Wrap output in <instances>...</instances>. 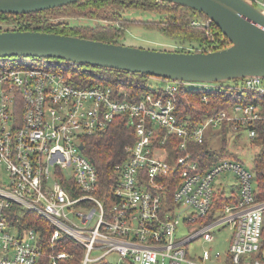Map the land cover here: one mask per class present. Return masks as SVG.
Segmentation results:
<instances>
[{
	"label": "built area",
	"instance_id": "2783aa9c",
	"mask_svg": "<svg viewBox=\"0 0 264 264\" xmlns=\"http://www.w3.org/2000/svg\"><path fill=\"white\" fill-rule=\"evenodd\" d=\"M248 1L264 13V0ZM16 57L0 66V264H35L45 252L37 230L21 234L11 225L13 205L48 219L55 226L52 242L67 235L81 243V264L110 253L119 256L114 264H264V199L256 196L252 167L231 156L205 167L189 148L224 121H234L230 134L253 124L264 117L260 105L236 103L191 124L177 113L178 93L198 89L208 101L218 82L151 76L166 85L149 87L135 100L124 86L78 85L68 67L73 62ZM242 79L241 89L264 93L263 77ZM119 117L134 127L136 139L114 165L116 179L103 196L85 140ZM248 130L254 138L255 130ZM176 136L182 153L173 156ZM228 171L239 177L238 201L204 222L213 208V182ZM226 226L232 236L224 253L206 247L191 253V242H213ZM68 256L53 253L51 264Z\"/></svg>",
	"mask_w": 264,
	"mask_h": 264
},
{
	"label": "trees",
	"instance_id": "16d2710c",
	"mask_svg": "<svg viewBox=\"0 0 264 264\" xmlns=\"http://www.w3.org/2000/svg\"><path fill=\"white\" fill-rule=\"evenodd\" d=\"M142 9L154 11L161 15L159 19H137L127 17L126 10ZM59 17H63L57 19ZM86 17L93 19L94 24L72 25L70 18ZM209 16L204 12L192 7L169 0H79L62 6L29 13L0 12V24H9L7 30H41L77 35L108 42L121 43L124 30L127 27L143 26L146 29L159 30L164 35L171 37L176 42L188 44L195 51L217 50L231 44L228 36L213 21L208 22ZM0 30H3L0 28ZM167 50V49H166ZM178 51H192V49H176ZM12 63L18 57L0 58ZM37 59V58H36ZM56 59V58H54ZM72 71L73 80L78 85L92 86H124L132 91L135 100L139 99L141 93L149 89L151 76L143 73H135L116 68H107L92 64H68ZM236 81V86L241 81ZM220 83V82H219ZM202 91L198 89L178 93L177 113L183 120L191 124L198 122L204 116L215 114L220 110H227L236 103L253 102L261 106L264 114V93L253 89H241L240 87L219 86L209 94L208 101L201 99ZM234 121L224 123L212 131L202 143H189V148L199 158L205 167L214 162L231 156L241 158L229 148L230 129H233ZM254 129L256 136L251 138L252 143L259 145L252 169L255 174L256 196L264 199V117L257 119L253 124L241 125L242 130ZM238 132V133H239ZM240 135V134H238ZM219 139V145H214L212 138ZM136 139L134 127L129 125L124 118L119 117L105 131L90 135L86 138L85 153L96 165L105 196L112 182L116 179L113 170L114 165L128 156L125 147ZM173 156L182 153L177 147L179 137H174ZM175 188L169 191L170 199L173 198ZM238 195L232 193L230 196L224 192L216 193L214 196L211 213L203 221L208 222L215 218V213L226 203H236ZM11 225L19 233L24 234L29 229H35L40 233V241L44 253L35 264H51V254L65 250L69 253L66 258H60L57 264H81L85 254L84 246L74 238L64 235L52 242V234L55 226L45 217L37 212L13 205L8 209ZM202 221V222H203ZM89 264H114L105 258L93 261Z\"/></svg>",
	"mask_w": 264,
	"mask_h": 264
},
{
	"label": "water",
	"instance_id": "95a60500",
	"mask_svg": "<svg viewBox=\"0 0 264 264\" xmlns=\"http://www.w3.org/2000/svg\"><path fill=\"white\" fill-rule=\"evenodd\" d=\"M75 1L0 0V12H37ZM169 1L204 12L231 44L210 51L158 50L58 32L0 30V58H56L186 81L264 78V13L257 6L248 0Z\"/></svg>",
	"mask_w": 264,
	"mask_h": 264
},
{
	"label": "rangeland",
	"instance_id": "374dc122",
	"mask_svg": "<svg viewBox=\"0 0 264 264\" xmlns=\"http://www.w3.org/2000/svg\"><path fill=\"white\" fill-rule=\"evenodd\" d=\"M125 15L131 18L137 19H159L161 17L160 14L154 11H145L142 9H130L126 10ZM63 17H59L60 19ZM72 25H87V24H94L95 21L90 18L86 17H73L70 18ZM10 27L9 24H0V28L3 30H7ZM124 37L120 39V42L126 45L138 46L143 48H150V49H158V50H176V49H192L195 51L193 47H189L187 44H181L176 42L171 37L164 35L159 30H151L146 29L143 26H132L127 27L124 30ZM7 64V62L0 59V66ZM155 77V76H153ZM238 81H241L242 78H238ZM237 79H227L218 82L217 85L223 88L228 86H236ZM167 82L160 78H155L154 80L151 79L149 83V87L155 86H165ZM240 134V135H238ZM212 141L214 145H219V139H213ZM229 148L234 151L244 164L247 167H252L253 160L256 153L259 150V145L252 143L251 139L249 138V130H242L239 133L230 134L229 137ZM213 186L216 193L224 192L226 195L230 196L232 193L238 194L239 192V177L231 172H222L219 174L214 182ZM184 228V226H183ZM186 236V235H185ZM232 236V230L229 226L220 228L216 231V240L213 242L210 241H203L201 238L196 239L195 241L191 242L189 245V249L192 254H199L202 253V250L206 247L209 248L213 253L214 252H222L224 253L228 246L229 240ZM119 256L116 253H110L105 257L107 261L116 262ZM198 258V257H197ZM215 258V257H214ZM213 258V259H214ZM216 259V258H215ZM210 264H221L220 260H209ZM186 264V263H185Z\"/></svg>",
	"mask_w": 264,
	"mask_h": 264
}]
</instances>
